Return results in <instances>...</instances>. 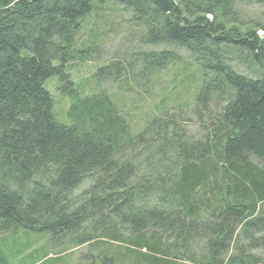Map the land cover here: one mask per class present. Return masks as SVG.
<instances>
[{
    "label": "trees",
    "instance_id": "obj_1",
    "mask_svg": "<svg viewBox=\"0 0 264 264\" xmlns=\"http://www.w3.org/2000/svg\"><path fill=\"white\" fill-rule=\"evenodd\" d=\"M106 2L131 11L143 44L193 56L195 112L214 106L219 123L204 139L169 114L131 135L109 96L80 99L67 66ZM242 53L259 76L231 65ZM139 55L145 90L175 59ZM133 62L105 64L97 83L130 80ZM54 76L79 99L71 124L54 115ZM14 227L88 243L99 264H264V0H0V234Z\"/></svg>",
    "mask_w": 264,
    "mask_h": 264
},
{
    "label": "rangeland",
    "instance_id": "obj_2",
    "mask_svg": "<svg viewBox=\"0 0 264 264\" xmlns=\"http://www.w3.org/2000/svg\"><path fill=\"white\" fill-rule=\"evenodd\" d=\"M246 10L251 18L257 19L260 11L257 6H248ZM131 17L130 10L106 2L83 22L76 34L75 46L87 47L89 52L73 59L67 66L74 88L80 92V99L93 94L109 96L127 121L131 135L140 133L154 115L169 114L179 121L187 135L196 140L204 139L210 133L205 125L211 126V122H214L218 126L219 123L218 119L209 117L211 113L216 114L214 106H211V111L201 115L195 112L194 98L201 75L197 62L183 48L143 44L140 41L143 27L132 21ZM149 50H170L175 54V59L152 73L151 85L145 90L143 85L137 84L139 76L136 75L144 65L140 52ZM230 58L231 65L239 73L259 76L260 68L251 56L242 53V57L230 55ZM117 60H124L126 64L135 60L131 79L123 76L127 72L125 69L120 80L112 78L97 83L99 68ZM45 86L52 94L56 119L71 124L68 110L74 104H80L79 99L63 90L64 84L57 76L46 80ZM86 186L87 183H84L77 192L80 193ZM96 254L97 250L88 243L80 245L68 238L52 240L45 233L23 228L14 227L0 234V264H99L94 257Z\"/></svg>",
    "mask_w": 264,
    "mask_h": 264
}]
</instances>
